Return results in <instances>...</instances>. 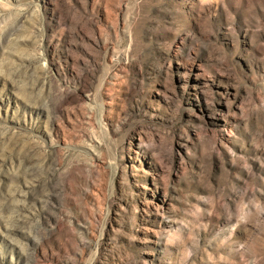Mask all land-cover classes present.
Listing matches in <instances>:
<instances>
[{"label":"rangeland","instance_id":"obj_1","mask_svg":"<svg viewBox=\"0 0 264 264\" xmlns=\"http://www.w3.org/2000/svg\"><path fill=\"white\" fill-rule=\"evenodd\" d=\"M0 264H264V0H0Z\"/></svg>","mask_w":264,"mask_h":264}]
</instances>
